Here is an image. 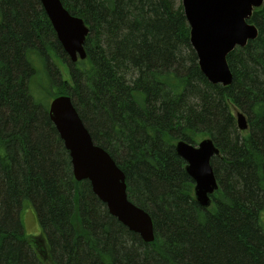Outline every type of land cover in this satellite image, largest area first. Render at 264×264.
Wrapping results in <instances>:
<instances>
[{"label":"trees","instance_id":"obj_1","mask_svg":"<svg viewBox=\"0 0 264 264\" xmlns=\"http://www.w3.org/2000/svg\"><path fill=\"white\" fill-rule=\"evenodd\" d=\"M61 1L90 26L76 63L40 0H0V264H264V5L250 19L258 38L228 55L224 86L202 73L181 0ZM67 94L152 216L154 242L76 180L49 115ZM208 138L219 189L204 208L175 143ZM26 201L46 247L24 233Z\"/></svg>","mask_w":264,"mask_h":264},{"label":"water","instance_id":"obj_2","mask_svg":"<svg viewBox=\"0 0 264 264\" xmlns=\"http://www.w3.org/2000/svg\"><path fill=\"white\" fill-rule=\"evenodd\" d=\"M53 23L60 44L73 63L86 59L85 41L90 33L83 19L67 10L61 0H40ZM264 0H182L187 16L190 39L197 52L201 71L213 84L230 86L233 73L227 61L236 47H244L257 39L258 27L249 23L255 8ZM49 115L70 151L73 173L77 181L88 180L93 193L108 207L112 216L141 239L154 242L152 217L128 199L124 171L110 153L97 145L78 114L72 97L60 95L50 102ZM239 130L248 128L245 113L236 116ZM176 151L186 162L189 175L195 181L197 202L211 206V196L218 188L212 159L220 153L214 141L204 139L198 145L186 140L175 143Z\"/></svg>","mask_w":264,"mask_h":264},{"label":"rangeland","instance_id":"obj_3","mask_svg":"<svg viewBox=\"0 0 264 264\" xmlns=\"http://www.w3.org/2000/svg\"><path fill=\"white\" fill-rule=\"evenodd\" d=\"M58 66L62 69L65 77L68 75L69 68L67 67L68 63L64 62L60 57L54 55L53 56ZM238 110H235V115L237 114ZM21 222L23 224L24 233L27 234L31 238V236L37 237V242L39 241V244L42 247H46L45 240L42 237V229L40 225V221H38V216L36 209L32 206V204L28 201L24 203V206L22 208L21 212ZM264 218V214H263ZM40 246V247H41Z\"/></svg>","mask_w":264,"mask_h":264}]
</instances>
